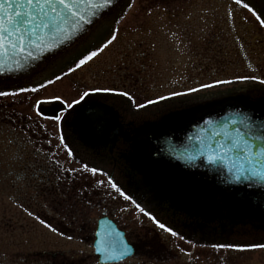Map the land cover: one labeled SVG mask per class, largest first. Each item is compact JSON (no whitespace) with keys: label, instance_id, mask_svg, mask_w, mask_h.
Segmentation results:
<instances>
[{"label":"rangeland","instance_id":"rangeland-1","mask_svg":"<svg viewBox=\"0 0 264 264\" xmlns=\"http://www.w3.org/2000/svg\"><path fill=\"white\" fill-rule=\"evenodd\" d=\"M245 2L250 9L243 7ZM126 4L115 23L104 27L83 50L59 58L43 75L0 86V91L13 92L43 85L35 92L0 96V102L7 111L4 118H14L22 134L31 135L28 150L45 152L60 178L45 195L27 197L29 205H21L15 191L21 184L9 171L18 147L0 132V264H99L93 241L103 215L129 232L138 248L136 255L117 264H264V248L228 247L264 244L262 227L239 223L221 235L212 224L203 232L192 231L167 202L137 197L126 164L135 130L146 122L226 96L264 98V24L257 20L264 13V0H241L239 5L235 0H126ZM113 28L115 39L105 44ZM92 50L97 55L77 66ZM100 88L114 90L95 91ZM85 91L89 95L83 101L96 98L112 105L127 132L112 151L107 146L92 149L70 128L72 102H81ZM149 100L154 102L147 104ZM92 168L98 171L92 173ZM111 183L177 235L159 229ZM38 200L42 203L36 207Z\"/></svg>","mask_w":264,"mask_h":264},{"label":"water","instance_id":"water-1","mask_svg":"<svg viewBox=\"0 0 264 264\" xmlns=\"http://www.w3.org/2000/svg\"><path fill=\"white\" fill-rule=\"evenodd\" d=\"M122 1L112 0L111 6L103 8L98 5L104 4V0H96V4L91 5L85 3L76 9L84 15V22L70 26L73 18L69 16L58 31L38 32L33 37L39 44L33 49L35 59L11 48L0 53L3 65L0 79L22 80L33 75L44 63L85 36ZM237 112L264 118V102L250 103L241 97H227L176 113L162 123L149 124L145 128L147 138H144L148 155L143 162L161 189L175 191L181 186L179 183L190 180L196 183L194 177L201 175L212 186V191H226L222 193L226 205L264 220V175L256 177L255 184L237 183L228 171L231 161L227 157L223 161L215 159L221 153L210 147L215 134L222 131L225 124L231 128L228 122ZM79 118L83 132L92 139L106 136L112 145L120 134L113 113L104 105L85 103ZM209 156L214 157L212 163L208 161ZM258 160L256 170L264 172V154ZM93 247L101 264L120 262L135 254V247L129 243L125 232L108 216L98 219Z\"/></svg>","mask_w":264,"mask_h":264},{"label":"snow or ice","instance_id":"snow-or-ice-1","mask_svg":"<svg viewBox=\"0 0 264 264\" xmlns=\"http://www.w3.org/2000/svg\"><path fill=\"white\" fill-rule=\"evenodd\" d=\"M235 2L238 5L241 4V0H235ZM85 3L90 5L96 4V0H0V53L11 48L27 57L35 59L33 49L39 47V44L33 37H36L38 32L44 30H47L49 33L58 31L59 26L68 20L69 16L73 18L69 22L70 26L84 22V15L76 9ZM111 5L112 0H104V4L98 5V7L103 8ZM243 7L250 9V4L245 2ZM93 15H96V13H93ZM261 15H264V13L257 15V20L261 24H264V20H260ZM116 31L117 29L113 28V34L105 40V44L115 39ZM96 55L97 52L95 50L89 51L79 59L77 66L84 65L86 61ZM18 67H22V65H18ZM2 71L3 65L0 63V72ZM240 79H248V77H240ZM251 79H257V77H251ZM215 83H227V81H216ZM42 86V84H37L30 88H17L13 92L0 91V96L15 95L29 90L35 92ZM201 87H209V85H201ZM113 90L112 88L95 89V91L103 92H111ZM188 91L192 92L196 91V89H188ZM120 94L124 96L129 95L128 92ZM88 95L89 92L85 91L80 99L82 100ZM171 95H179V93H171ZM56 99L59 98L56 97ZM159 99H164V97H159ZM78 102L74 100L72 104ZM153 102L151 100L146 101L147 104ZM40 103L42 101H37V104ZM72 104H69L68 107L71 108ZM137 107H142V105H137ZM233 116L235 118L230 119L228 122L231 124V128L229 129L228 125L225 124L222 131L215 134L216 138L211 141L210 147L221 153L215 159L223 161L227 157L231 161V167H229L228 171L237 183L255 184L256 177L264 175V172H257L256 170V166L259 163L258 157L264 154V118H257L254 114L248 112H237ZM56 119L59 120L60 117L57 116ZM213 159L214 157L209 156V163H212ZM84 167L87 169V165ZM97 171L96 168L91 169L92 173H96ZM109 181H111V177H109ZM97 183L102 182L97 181ZM111 187L125 200L132 201L135 207L142 214L149 216L159 229L173 236L177 235L171 227H166L165 223L156 219L151 212L146 211L145 207L141 206L140 203H136L130 195H126L116 183H111ZM228 247L241 249L264 248V244L228 245Z\"/></svg>","mask_w":264,"mask_h":264},{"label":"trees","instance_id":"trees-1","mask_svg":"<svg viewBox=\"0 0 264 264\" xmlns=\"http://www.w3.org/2000/svg\"><path fill=\"white\" fill-rule=\"evenodd\" d=\"M3 104L4 102H0V132L8 134V140L16 145L19 151L16 157H14L16 161L9 165V171L11 170V175L18 180L17 183L21 184L19 187L16 186V189L14 188L18 202L27 207L30 202L29 199H36L39 196L42 197L46 194L51 184L60 181L59 172L57 166H54L53 160H47L48 155L45 152L39 149L28 150L31 143V135L29 136L26 133L22 134L21 131L23 128H19L14 118H4L5 116L8 117V115H6V109L1 107ZM70 128L81 139L78 127L75 124V118H71ZM30 130L31 134H37L33 126ZM20 138L21 142L19 141ZM134 138L131 139V154L126 160L127 174L129 175L130 184L134 190H136V184L139 182H141L143 189L149 190L154 187V180L152 181L153 178L148 169L140 163V156L144 148ZM104 145L106 144H99L98 146L91 145V148H104ZM138 148H141L140 150L143 148V150L139 151ZM62 181L64 180L62 179ZM182 185L184 186V190L179 195L159 190L155 194L156 198H151L150 200L156 203H159L160 200L167 202L173 214L183 216V225L186 228L200 233L210 225L215 224V229L221 235H224L230 232L237 223L249 222L254 226L257 225L264 229V225L257 221L245 220L231 213H225L220 216L217 212L220 197L213 194L209 185H197L195 183H185ZM33 194L35 197L32 196ZM35 203L34 206L37 207L42 202L38 200Z\"/></svg>","mask_w":264,"mask_h":264},{"label":"flooded vegetation","instance_id":"flooded-vegetation-1","mask_svg":"<svg viewBox=\"0 0 264 264\" xmlns=\"http://www.w3.org/2000/svg\"><path fill=\"white\" fill-rule=\"evenodd\" d=\"M97 102H100V101H98V100H96ZM86 103V102H85ZM83 107H85V104H77L76 106H75V108H74V115L73 116H75L74 118H78V115H79V112L83 109ZM77 121V124L79 125V122H78V120H76ZM117 124H119V122H117ZM120 125V124H119ZM147 126L146 125H142L141 127H139V128H137L136 129V133L133 135L135 138L134 139H136V142L139 144V143H141V139L142 138H147L146 137V134H145V128H146ZM120 133L121 134H127V132H125L124 130H123V127H121L120 126ZM81 133H82V131H81ZM86 135V134H85ZM106 136H103V138L101 137L100 139H92V138H90V140H91V143L92 144H94V145H99V144H107L106 146L109 148V150H110V147H109V141L108 140H106V138H105ZM117 143V142H116ZM115 143V144H116ZM115 144H114V146H115ZM105 146V145H104ZM142 147V146H141ZM114 148V147H113ZM113 148L111 149V151L113 150ZM139 149V151H142V150H140L141 148H138ZM144 155H145V153L143 152L142 153V155L140 156V159L141 158H143L144 157ZM156 190H157V188H151V189H149V190H145V189H143L142 188V185H141V182H139L138 184H136V190H135V192L137 193L136 195H137V197H139V198H143V197H145V198H156V196H155V194H156ZM167 192L169 193V192H172V191H169V190H167ZM217 212H218V214L220 215V216H222V215H224L225 213H235V212H237L236 214H234V215H236V216H238L239 218H242V219H245V220H248L247 218H249V214L248 213H246L245 211L244 212H242L241 210H238V209H234L233 207H230V206H228V204L226 205V204H224L223 203V201H221L220 200V202L218 203V206H217ZM239 213V214H238ZM243 213V214H242ZM127 236H128V238H129V240L132 242V243H134L132 240H131V236L129 235V232L127 233ZM134 245L136 246V249L138 250V248H137V245L134 243ZM137 253H138V251H137ZM125 262V261H124Z\"/></svg>","mask_w":264,"mask_h":264}]
</instances>
